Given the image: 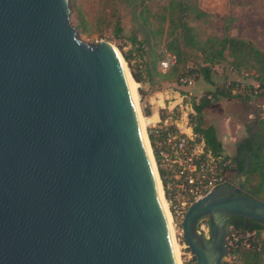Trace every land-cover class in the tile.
Returning <instances> with one entry per match:
<instances>
[{
  "label": "water",
  "instance_id": "water-1",
  "mask_svg": "<svg viewBox=\"0 0 264 264\" xmlns=\"http://www.w3.org/2000/svg\"><path fill=\"white\" fill-rule=\"evenodd\" d=\"M249 168L188 208L195 264L224 263L231 219L264 225ZM0 264H176L118 51L69 0H0Z\"/></svg>",
  "mask_w": 264,
  "mask_h": 264
},
{
  "label": "trees",
  "instance_id": "trees-1",
  "mask_svg": "<svg viewBox=\"0 0 264 264\" xmlns=\"http://www.w3.org/2000/svg\"><path fill=\"white\" fill-rule=\"evenodd\" d=\"M100 1L102 10L95 23L89 26L80 15L78 28H85V31L96 33L99 37L112 28V37L117 39L122 32L121 11L128 14L130 21L136 27L131 41L137 43L138 35H140L143 43L154 51L153 62L150 66H145L144 77L131 70V77L134 81L146 82L151 86L154 75L164 79L173 78L176 79V82L179 78L195 75L194 78L200 77L213 87L215 85L213 82L215 66L227 65L233 74L245 76L256 83L257 86L234 81L230 87L217 86L209 96H203L197 103H192L195 112L192 117L194 131L203 136L206 146L212 154H222V145L217 139L215 129L204 125L203 112L220 99L235 98L248 101L253 95L264 97V51L250 40L232 36L228 24L232 19H228L225 23L222 37L211 35L205 39L200 38L193 24L206 22L211 15L199 7L197 0H170L154 13L151 10L154 0ZM165 26L164 51L174 57L175 63L168 69L170 72L162 76L160 73H155V63L163 59L164 56L155 54L154 37H161ZM139 50L142 51L141 48ZM122 55L131 68L129 56L124 53ZM191 62L194 64L193 69L188 66ZM138 72L143 73V69ZM254 87H256L257 94H253ZM241 88H244L249 95L241 92ZM147 132L149 140L152 142L153 138L149 130ZM246 158H250L248 173L258 175L260 184L264 187V119L259 121L256 132L249 134L237 144L235 154L232 157H227L232 162L233 175L243 170ZM232 221H235L233 227L236 230L255 231L257 234V240L250 248H238L235 251L237 255L235 264H263L264 239L261 238V233L264 232V225L248 222L247 227H244L241 224L242 219L233 218Z\"/></svg>",
  "mask_w": 264,
  "mask_h": 264
},
{
  "label": "rangeland",
  "instance_id": "rangeland-1",
  "mask_svg": "<svg viewBox=\"0 0 264 264\" xmlns=\"http://www.w3.org/2000/svg\"><path fill=\"white\" fill-rule=\"evenodd\" d=\"M170 0H154L151 6L152 12H157L162 6H165ZM199 7L211 15L206 22H195L193 26L200 38L205 39L208 36L222 37L224 34V26L228 19H232L229 24L230 34L241 39L250 40L257 47L264 51V0H197ZM70 5V21L77 29L78 38L84 43L94 44L100 41L110 43L120 54L124 62L130 80L136 85L137 105L140 110V115L147 119L144 128L147 133L148 124L155 121L157 116L154 113L164 115V111L160 110L163 107V100L171 99L173 102L174 92L179 90L181 94L190 93V103H197L203 96H209L215 87H230L234 81L243 84L256 83L250 81L245 76H237L233 74L227 65L215 66L213 74L212 87L205 83L200 77L188 76L185 78H194L193 84L189 87L176 88V79H164L160 76H153V83L148 84L146 88L142 84L134 81L131 77V70L136 74H141L144 77L145 66H150L153 62L154 51L148 45L143 43L140 35H138L137 43L131 41L134 34L135 25L130 21L128 14L121 11L122 17L120 19L122 32L120 37L114 39L112 37L113 29L110 28L104 32L101 37L96 33L85 31V28H78L80 24V15L82 19L92 26L98 15L102 10L100 0H69ZM88 26V27H89ZM166 26L161 37L155 36V54L164 56L169 55L164 51V37ZM142 49L140 52L139 49ZM127 54L130 58L131 68L124 60L122 54ZM162 59L155 63V73H160L165 76L169 70L162 72L159 63ZM141 63L143 73L138 72L137 66ZM147 63V65H145ZM188 66L193 69L194 64L191 62ZM197 76V75H196ZM239 80V81H238ZM139 84V86H138ZM262 97L260 95H253L248 101H242L235 98L220 99L212 105L208 106L203 112L204 125L206 127H213L215 129L217 139L222 145V154L227 157H232L235 154L236 146L242 139L249 136V132L253 133V116L247 118L244 112L249 110V102L253 99ZM166 102V100H165ZM251 106V105H250ZM252 107V106H251ZM159 110V112H157ZM264 200V193L261 197ZM170 215V213H169ZM172 223V222H171ZM174 229V238L178 249V258L180 264H195V259L191 252L187 249L183 237L179 236L181 229ZM198 232L209 238L208 220L202 219L198 223ZM261 238L264 239V232L261 233ZM264 264V262H263Z\"/></svg>",
  "mask_w": 264,
  "mask_h": 264
},
{
  "label": "built area",
  "instance_id": "built-area-1",
  "mask_svg": "<svg viewBox=\"0 0 264 264\" xmlns=\"http://www.w3.org/2000/svg\"><path fill=\"white\" fill-rule=\"evenodd\" d=\"M175 63L171 55H166L159 63L162 72ZM142 70L141 63L137 66ZM194 78H179L176 88L189 87ZM253 94H257L254 87ZM246 93L244 88L240 90ZM171 99L163 100L162 111L158 114V123L148 124L147 131L153 138L148 145L160 181L163 199L172 216V224L181 229L188 208L196 201L208 195L218 186L228 182L234 175L232 162L227 156L214 155L206 146L202 135L194 131L192 117L194 108L190 103V93L174 92ZM159 112V110L157 111ZM182 236V230L178 233ZM255 231H238L233 226L227 236V254L223 264H235L238 248L248 249L256 242Z\"/></svg>",
  "mask_w": 264,
  "mask_h": 264
},
{
  "label": "bare ground",
  "instance_id": "bare-ground-1",
  "mask_svg": "<svg viewBox=\"0 0 264 264\" xmlns=\"http://www.w3.org/2000/svg\"><path fill=\"white\" fill-rule=\"evenodd\" d=\"M118 55L120 56L119 53H118ZM120 60L122 62V66H123V69H124V74H125V77H126V83H127V86H128V90L130 92V95H131V98H132V101H133V104H134V107H135V110H136V114H137V117H138V122H139L140 130H141V133H142V136H143L144 144L146 146L148 157L150 159L151 166H152V169H153V173L155 175L157 193H158V197H159L162 209H163V211L165 213V216H166V221H167V224H168V230H169V235H170V239H171V243H172V250H173L174 258H175L176 264H180L179 258H178L177 244H176V241H175V238H174V229H173V226H172V223H171L172 222V216H171V214L169 215V210H168L167 204H166V202L163 199V193H162V190H161L160 181H159V179L157 177V173H156V170H155V164H154V161L152 159V154H151L150 147L148 145L147 134L144 131L147 119H145L144 117H142L140 115V110H139L138 105H137V96H136V93H135L137 85L132 80H130L127 68H126L124 62L122 61L121 56H120Z\"/></svg>",
  "mask_w": 264,
  "mask_h": 264
},
{
  "label": "crops",
  "instance_id": "crops-1",
  "mask_svg": "<svg viewBox=\"0 0 264 264\" xmlns=\"http://www.w3.org/2000/svg\"><path fill=\"white\" fill-rule=\"evenodd\" d=\"M139 84H142L144 86V88H146L148 85L146 82H141ZM139 84H138V86H139ZM248 106H249V110H248V112H244V114L247 116V118H249L250 116H253V118H254L253 119V127L255 128L254 132H256L259 121L264 119V97H258V98L253 99L251 102H249ZM155 114H156L157 118L155 121L154 120L151 121L150 124L158 123L159 117H158L157 113H154L150 118H153ZM253 133L249 132V134H253ZM262 193H264V190H262Z\"/></svg>",
  "mask_w": 264,
  "mask_h": 264
},
{
  "label": "flooded vegetation",
  "instance_id": "flooded-vegetation-1",
  "mask_svg": "<svg viewBox=\"0 0 264 264\" xmlns=\"http://www.w3.org/2000/svg\"><path fill=\"white\" fill-rule=\"evenodd\" d=\"M239 182L243 183L246 186L247 192L258 194L259 198L262 197V194H263L262 190H264V187L262 184H260V177L258 175L248 173V171H247V173L242 178H240ZM231 221H232V219H231ZM232 222L235 224V221H232ZM248 222H250V221H246V220L242 219L241 224H243L244 227H247Z\"/></svg>",
  "mask_w": 264,
  "mask_h": 264
}]
</instances>
